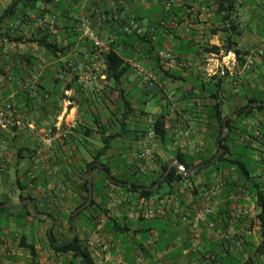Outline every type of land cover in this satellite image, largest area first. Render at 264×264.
Returning <instances> with one entry per match:
<instances>
[{
    "label": "crops",
    "instance_id": "crops-1",
    "mask_svg": "<svg viewBox=\"0 0 264 264\" xmlns=\"http://www.w3.org/2000/svg\"><path fill=\"white\" fill-rule=\"evenodd\" d=\"M12 1L0 0V16ZM233 1L234 11L227 23L233 24L235 30L227 32L226 25L216 14L217 0H41L40 10L49 16L60 17L64 37L67 24L77 22V31L81 32V24L87 18L92 20L103 38L120 33L115 23L105 25L99 19L117 4L126 17L137 21L143 32H154L153 40L161 42L162 49L172 51L176 62L170 66L154 63L147 56L125 57L132 66L131 71L119 86L109 82L103 91L96 85L90 90L85 89L80 80L82 77L69 71L65 73V81L56 87L52 77L66 60L56 62L49 52L25 42L35 28L32 20L20 16L1 25L0 113L6 114L9 124L0 128V200L13 205L20 203L22 196H33L38 208L58 217L57 237L66 238L68 225L62 221L86 196L79 190L87 177L86 168L103 146V138L116 136L102 163L93 162L90 167L98 168L93 170L96 206L75 218L78 235L88 244L97 264H138L139 258L144 264H264L263 239L257 220L261 210L250 190H245L241 197V191L235 190L230 201L222 196L215 205L219 213L217 220L221 223L225 222L223 211L227 206L229 211L247 209L251 212L246 219L252 224L251 231L246 229L243 218H238L230 228L241 246L236 247L234 239L219 245L206 230L200 238L199 250L185 256L184 249H188L193 241L187 221L170 214L141 221L130 217L139 206L159 207L168 194L177 188L188 189L192 182L176 184L172 192L168 189L150 200L136 201L122 186L108 185L102 177V167L106 165L112 177L130 181L144 180L145 176L155 178L163 164L169 166L177 160L178 153L193 157L194 164H198L197 157H208L213 151L219 127L211 109L217 101L222 102L225 119L232 114L239 115L237 109L250 99L264 98V57L253 54L254 66L246 67L251 51L264 39V0ZM62 13L66 14L64 19ZM28 15L34 17L32 13ZM170 21H176L178 27L161 26ZM8 36L12 40L23 36L24 41H11ZM76 37L81 42L73 50L84 56L86 48L82 36ZM229 37L233 45L227 51L225 46ZM211 46L221 48L219 60L212 58L215 53L206 51ZM236 50L245 54L243 66L237 63ZM28 55L36 57L33 67L26 62ZM222 58L229 68L225 78L220 77L217 70ZM43 60L46 62L44 72L38 79H32L39 61ZM135 62L157 75L156 85L149 87L138 75ZM160 67L168 75L159 73ZM209 74L212 75L210 78L207 77ZM119 90L131 103L130 110L120 100ZM44 91L51 92V97L43 99ZM216 91L217 97L212 96ZM151 97L159 100L160 105L152 106L151 112H147ZM163 113L169 120L168 138L164 142L155 136L148 137L150 119L155 120ZM59 121H62L61 125L54 128ZM240 127L247 133L241 132ZM49 128L53 130L51 146L45 142V132ZM260 131L264 132V113L237 118L232 124L228 143L234 156L244 153L248 147L250 170L264 189V167L260 164L264 147L257 140L262 137ZM200 145L203 146L201 151ZM147 146L155 152V158L149 163L141 159ZM235 174L232 170L233 178ZM217 181V174L208 169L195 183L207 188ZM4 220L18 230L35 223V219L25 213L23 218L6 215ZM6 226L3 225L1 232L0 252L3 254L0 264H32L33 261L47 264L51 259H73L71 255L59 258L51 251L46 239L49 224L38 221V240L34 243L29 241L26 233L11 235ZM90 242L96 246H89ZM30 244L35 246V260L26 248ZM100 245H106L109 252L101 250ZM14 252L20 255H11ZM209 255L214 259H209ZM75 262L79 263L78 260Z\"/></svg>",
    "mask_w": 264,
    "mask_h": 264
},
{
    "label": "trees",
    "instance_id": "trees-1",
    "mask_svg": "<svg viewBox=\"0 0 264 264\" xmlns=\"http://www.w3.org/2000/svg\"><path fill=\"white\" fill-rule=\"evenodd\" d=\"M41 0H13L8 7H6L1 16H0V27L3 25L6 21H15L17 17L24 16L28 19L32 20V23L34 24V31L32 34L25 39V42L27 43H33L35 44L39 49L49 52L52 56V58L57 62L66 60V64L61 65L60 71H57V75H53L54 84L56 87L60 85V83L64 82L66 79V75H64L63 79L59 77L61 73L68 72L65 68V65L71 61V59H74L71 55L72 50L74 49V46L76 44H79L80 39L76 37V35L81 36V32H78L79 29L77 22L72 24H67L65 29V37L64 41L67 42L66 47H61L56 40L52 37L50 33H48L46 30H43V28L36 27L37 19L42 16H47L46 12L43 10H40L39 4ZM234 11V1L233 0H217V7H216V14L221 17V20L224 25H226L225 31L229 32L231 30H235L233 28V24H228L227 21L230 20L232 17V13ZM107 12V11H106ZM32 13L34 17H31L30 14ZM108 14V13H107ZM19 15V16H18ZM66 14L62 13L61 18L64 19ZM60 18V17H59ZM129 19L128 17H126ZM131 19V18H130ZM134 20V19H133ZM60 21V20H59ZM136 21V20H135ZM103 23L102 21H100ZM116 26H121L122 22L119 20H115L114 18L108 20V22L104 23L106 24H114ZM163 28H168L166 26L161 25ZM95 27V26H94ZM154 32L152 31H146L143 32V34H138L136 32H130V33H118L116 32V35H114L115 41L112 44V49L109 53L104 54L102 56L104 62L106 63V78L108 82L113 83L115 86H119L122 80L126 78V75L128 72L131 71L132 66L125 60V57L127 56H137L138 58L142 57H149L152 62L159 64L161 62L159 58V52L163 48V44L158 41L153 40ZM7 39V37H6ZM8 39L11 41H24L23 36H17L15 39H11L10 36H8ZM83 47L86 48V55L89 58L94 57V50L91 45V43L85 39L82 38ZM81 42V41H80ZM226 46L225 48L227 51H230L232 49V39L229 37L226 40ZM221 48L217 46H211L210 48H206V51L209 53H215L219 54ZM77 51V50H76ZM78 52V51H77ZM236 56H237V63L241 66L244 65L245 54L241 52L240 50H236ZM75 57V56H74ZM82 55L79 53L77 58H81ZM26 62L29 66L33 67L36 65V57H33L32 55L26 56ZM159 73L168 75V72L164 71L161 67L159 69ZM77 77H79L77 75ZM76 78V77H74ZM78 79V78H76ZM216 86L219 88L220 84L219 82L216 83ZM45 88H43L44 90ZM106 89V88H105ZM51 92L44 91L43 92V99H47V97H51ZM119 96L120 100L125 104L126 109L130 110L132 108L131 103L125 98L122 90H119ZM214 97H217V91L212 95ZM264 103V98L262 97H255L250 99L247 104L237 109L236 112L239 113L237 118H248L251 117L255 112L264 113V105L259 107H254L250 109L249 111H245L252 103ZM211 113L213 116V119L216 120L219 131L215 138L214 144H213V151L211 154L208 155V157H197L199 158L200 162L198 164H194V158L187 156L182 153H178L176 155L177 160L186 168V171H192L197 166L202 164H208L211 162L217 153L219 152V148L217 146L218 140L221 138L223 133V120H224V114L222 109V102L217 101V103L212 107ZM237 118L229 119L227 122V126L230 130L229 135H227L225 138L221 139V146L223 149L226 150V152L210 167L206 169H202L199 174H197L194 177L187 178L183 175L182 171L178 168H173L169 174L166 175L168 170V163L163 164L161 167V170L159 174L155 178H151L148 176L144 177V180H138V181H130L126 180L124 178H120L117 176H113L115 180H118L120 182H126L130 183L134 189H130L127 187H122V189L127 192L128 194L132 195L136 201H140L141 199L150 200L154 198L155 196L159 195L161 192V189L163 185H168L170 192H172L173 187L177 184H182L183 182H192V192L196 195L199 194L200 191L203 190L204 185L198 184L196 185L195 180L199 175H201L203 172L207 171L208 169H211L214 173L217 174L218 179L222 180L224 182V195L223 197L226 199H229L230 195L235 190H240L241 195L245 190H250L254 197L256 198V204L258 208H260V213L257 215V220L260 224V230H261V237L263 239V252H264V189L261 187V183L257 181V179L254 177L253 172L250 170L249 163L247 162V159H249L246 146V151L244 153H240V155L234 156V152L230 148L229 139L231 137L232 133V124L235 122ZM153 129L155 132V137L160 139L161 141H165L168 138V130H169V120L167 117V114L163 113L158 118H156L153 122ZM241 132L247 133L246 130L242 127L239 128ZM262 134V137L257 140H259L264 147V132L260 131ZM116 136H105L103 138V146L99 151L96 152L95 159L93 162H99L102 163V158L109 152V150L112 147L113 141H115ZM93 162L88 165V168H86V174L87 177L84 181V183L80 186L79 190L82 193H86V196H84L82 202L74 208V210L67 216L63 218L62 222H65L68 225V234L66 238H58L56 234L57 230V224L56 221L58 220V217L54 215L51 212L44 211L35 203V198L31 195L22 196L20 198V201H24L26 199H32L35 203L38 211L40 213L48 214L52 216L55 219V226L53 229V234L55 237L56 242H67L70 240V238L73 235V225H72V215L74 211H76L78 208L83 206L87 201L89 197V188H88V181L90 176V167L93 166ZM261 166L264 167V158L260 160ZM105 169L107 171H110V168L106 165H104ZM98 169L97 167H93V170ZM232 170H235V177H232ZM102 177L104 180H106L108 185H114L105 175L104 172H102ZM149 181H146V180ZM156 184H159L158 189L155 192H151L149 190H142L139 191L138 188H153ZM189 188V187H188ZM94 184H93V192H94ZM7 204L6 201L0 200V205ZM96 206V201L93 199L92 204L86 208L84 211L79 213L76 218L80 217L82 214L89 212L93 207ZM24 213L26 216H31L35 220H38L39 222L48 223V220H40L38 218H35L33 216V213L31 211V208L29 205H25L21 210L18 211H12L9 209L2 208L0 209V216L1 215H7L8 217H14L15 219H20L24 217ZM2 230L3 225L2 221L0 220V239L2 238ZM25 239V238H24ZM46 239L48 242V245L55 254L60 258L62 256L71 255L72 260L64 259L63 261L56 259L57 261H61L62 264H97L93 258L92 251L89 249L88 244L83 243L81 241L79 235H77L76 239L65 246H59L54 244V242L51 240L48 231L46 232ZM31 252V255L33 257V260H35L36 251L35 246L30 244L26 246ZM75 260L79 261V263L75 262ZM32 264H36V262H32Z\"/></svg>",
    "mask_w": 264,
    "mask_h": 264
},
{
    "label": "built area",
    "instance_id": "built-area-1",
    "mask_svg": "<svg viewBox=\"0 0 264 264\" xmlns=\"http://www.w3.org/2000/svg\"><path fill=\"white\" fill-rule=\"evenodd\" d=\"M112 18L122 22V25L118 27L121 33L136 32L138 34H143V31L138 25L137 21L133 19H127L126 16L120 11V8L117 4H113L111 6L110 13L99 16L100 21L103 23L108 22V20ZM162 25L166 27L171 26L172 28L178 27V23L176 21L163 22ZM36 27L43 28V30H46L52 35V37L61 47H66L67 42L64 41V36L62 35L61 31V24L57 15H47L38 18ZM81 32L82 38L91 43L94 50V57L89 58L85 54L79 59L77 58L79 55L78 52L76 50H72L71 55H73L72 57L74 59H71V61L67 64L66 69L72 74L80 75L82 77L80 80L82 81L83 87L85 89L90 90L94 85H96V88H98L99 91H103L108 86L109 82L105 73L107 66L102 56L111 51L115 38L114 36L103 38L94 27L90 18L85 19L81 24ZM253 54L259 57H264V39L262 40L259 47L251 51V56H249L246 62V67L248 69L254 66L255 62L252 56ZM219 57V54L212 55V58L217 60H219ZM159 58L162 64L166 66H170L176 62L172 51L169 49H162L159 52ZM135 65L138 75L142 77L149 87H153L157 84V75L153 71H146L140 64H138V62H135ZM45 68L46 62L44 60L39 61L37 71L32 76V79H38L39 75L44 72ZM217 70L220 77H226L229 68L228 64L224 62V58H222V61H218ZM64 75L65 72L61 73L59 77L63 79ZM211 76L212 75L209 74L207 77L210 78ZM61 122L59 121L58 123H55L54 128H57L58 125H61ZM153 122L154 120L150 119L151 126L148 131L149 138L155 136L152 126ZM7 124H9V119L7 118L6 114L3 112L0 113V128L5 127ZM52 133V128L47 129L45 132V142L49 146H51L53 143ZM202 147L203 146L200 145V151ZM154 158V149L147 146L141 154V159L144 162L149 163L153 161ZM190 188L192 189V185L189 186L188 189L177 188L173 193L168 194L165 199L163 198L161 205L157 208L147 209L143 206H139L130 218L134 221H141L151 220L156 216L166 217L168 214H170L181 221H187L192 232L193 241L188 249H184L183 254L185 256L189 255L191 252H196L199 250L201 245L200 238L206 232V230L211 233V236L219 245H226L227 243L232 242L234 239L235 246L240 247L241 242L236 241L237 235L230 228H232L234 222L238 221V218H243L245 219L244 222L246 229L251 231L252 224L246 221V219L252 215L251 212L247 209H241L236 211L232 210L234 214H231L232 211H229V206H227L223 211L225 212V222L221 223L217 220L219 213L215 210V205L220 197L224 195V182L218 179L216 183L209 185L207 188L204 187L203 190L196 195L192 192V190H190ZM230 200L231 198L229 197L227 201ZM89 246L95 247L96 244L94 242H90ZM99 247L101 250L109 252L106 245H100ZM2 254L3 252H0V255ZM11 255L19 256L20 254L14 252L11 253ZM209 259L212 260L214 257L209 255ZM47 264H62V262L51 259L47 260ZM138 264H144V260L139 258Z\"/></svg>",
    "mask_w": 264,
    "mask_h": 264
},
{
    "label": "water",
    "instance_id": "water-1",
    "mask_svg": "<svg viewBox=\"0 0 264 264\" xmlns=\"http://www.w3.org/2000/svg\"><path fill=\"white\" fill-rule=\"evenodd\" d=\"M262 105H264V103H252L247 109H245V111L247 112L250 109H252L253 107H259ZM236 115H238V114L236 113V114L229 115L224 119V121H223V133H222L221 138L217 142L219 152L217 153V155L215 156V158L211 162H209L208 164L199 165L194 170L187 172L185 166H183L178 160H174L171 164H169L166 175L169 174L173 168H178L179 170L182 171L183 175L186 176L187 178L194 177L197 174H199L202 169H206V168L210 167L213 163H215L225 153V150L221 146V139L225 138L226 135L229 133V128L227 126V122L229 119L233 118ZM102 168H103L106 176L109 178V180L112 183L119 185V186H122V187L134 189V187L130 183L119 182V181L115 180L104 167H102ZM93 176H94L93 169H90V178L88 181V188H89L88 201L73 213V215H72L73 235L70 238V240H68L67 242L59 243V242L55 241V237L53 234V229L55 226V219L48 214L40 213L32 199H26V200H24L18 204H13V205H7V204L0 205V209L5 208V209L12 210V211H18V210H21L25 205H29L31 208V211L33 213V216L35 218H38L40 220H48L49 221L48 234H49L51 240L54 242V244L59 245V246L68 245V244L72 243L78 235V231H77V228L75 226L76 216L92 204L93 194H94V192H93ZM158 186H159V184H156L153 188H150V189L138 188V190L139 191L149 190L151 192H155L158 189Z\"/></svg>",
    "mask_w": 264,
    "mask_h": 264
},
{
    "label": "rangeland",
    "instance_id": "rangeland-1",
    "mask_svg": "<svg viewBox=\"0 0 264 264\" xmlns=\"http://www.w3.org/2000/svg\"><path fill=\"white\" fill-rule=\"evenodd\" d=\"M154 105H160L159 100L151 97V100L148 103V108L146 109V111L151 112V107ZM168 189H169L168 185H163L161 192L167 191ZM5 217L6 215H1L0 220L2 221L3 225H7L6 227L9 228V232L11 235L20 236L22 233H26L30 242L34 243L38 240V233H37L38 220H35V223L33 225H25L23 229L18 230V228L15 225H12V223H9L7 220H4ZM46 224L48 226V223Z\"/></svg>",
    "mask_w": 264,
    "mask_h": 264
}]
</instances>
